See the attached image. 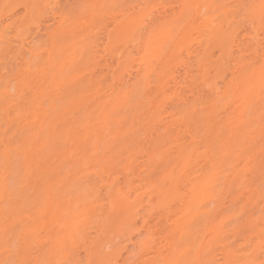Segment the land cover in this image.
Listing matches in <instances>:
<instances>
[{
  "label": "rangeland",
  "instance_id": "rangeland-1",
  "mask_svg": "<svg viewBox=\"0 0 264 264\" xmlns=\"http://www.w3.org/2000/svg\"><path fill=\"white\" fill-rule=\"evenodd\" d=\"M34 1L13 0L10 4L19 6ZM85 2L87 1L85 0ZM88 2L101 4L139 3L141 0H89ZM167 2L208 4L213 2L229 3L232 0H167ZM254 2H258V0H254ZM2 4H4V0H0V5ZM18 11L19 7L10 9L7 13L0 9V41L5 38L6 32L12 31L13 27L18 26L20 17L23 16V13L16 16L15 13ZM8 17L11 19L9 20ZM110 19L113 21L111 26L106 21L98 26V32L86 34V38L83 40L68 41L54 50L53 60L47 68L46 80L39 86L38 92L32 93V96L36 97L35 101L30 98L21 100L15 97L12 89L16 85V80L15 74L11 71L15 61L12 56L5 57L2 43H0V161L9 147H16L19 155H23L28 146L34 148L36 161L41 164L43 173L41 192L48 191L54 197V201L48 208L47 220L50 230L47 234L53 240L60 232V222L64 219V213L69 207L71 215H79L80 222L87 225L91 221L89 216L91 207L98 202L100 205H105L108 202L105 200L106 189L103 186V180L107 181L109 178L111 181L116 178L122 188L129 189L132 184L134 191L142 192L139 187L146 186V182L141 181L142 177H146L150 172V154L148 153H154L156 148L158 151L155 157L158 167L155 175L152 176L155 186L157 185L156 188L159 187L164 191L171 187L169 180L171 178L164 181L162 175L160 176L165 162L169 161L168 164L173 167H170L173 181L175 179L178 181L182 176L181 173L186 165L185 162H187L179 150L183 144L186 149L187 147L193 148V157L191 155L192 158L189 160L191 164L188 162L190 167L188 166L184 172L181 183L188 180L190 174L199 171L203 166L205 157L202 156L208 152L206 151L207 145L213 144L216 138L215 133H221L222 138L226 141L229 131L223 127L219 128L224 125L222 122L227 120L226 115L228 114L227 116L230 117L234 114L236 119H239L237 117L240 116L237 109L232 113L236 106L232 105V109L226 102H223L222 98L227 95L233 69L237 66L240 56V41L244 39L243 35L237 41L225 39L217 43L207 44L205 42L201 47L198 41H205L203 36L197 40L186 38L187 43L185 44V40L178 41L180 47L178 46L179 48L174 51L177 52V55L170 66H166V63L170 61L172 53L155 59L151 67L154 70L152 83L147 91L138 82V71L140 70L138 60L142 56L144 57V50L138 42L132 41L116 31L118 27L115 29L114 16H110ZM47 30L48 24H42L39 28L29 29L23 35L27 38V43L35 47L45 41ZM109 30H114L111 39L108 37ZM107 38L109 39L107 40ZM25 43V40H21L22 45ZM48 47L51 49V45ZM205 50L208 52L206 56L208 60H205L204 62L207 61V64L203 65L201 63L204 59L201 61L200 58L206 54ZM17 51H20L22 65L26 68L28 55H25L22 49H17ZM248 51L253 58L259 59L258 38ZM164 68L167 70L166 77L162 78L160 70ZM159 89L164 93H161ZM210 100L211 108L216 103L213 106L214 109H210L215 113L217 107L216 114L209 115L208 113ZM206 103L209 107L206 106ZM203 108H207V110L205 109L207 112ZM242 111L243 109L240 110V113ZM212 116L211 123L214 124V129H220V132L215 130L214 133L213 131L215 135L208 139L207 136L205 137L206 128L204 127L206 126L204 125L211 121ZM224 117L225 119H223ZM258 117L257 111L254 119ZM215 118L216 121L219 119V125V121L215 124ZM254 135L257 138L256 152L258 153L259 131ZM191 140L194 143L190 146ZM213 147L216 148V146ZM165 151L169 152V156L167 155L168 158L164 161L163 153ZM129 156L135 159L134 171L129 168L131 172L127 170ZM164 156L166 157V155ZM167 159L168 161H166ZM225 168L223 176H228L227 173L230 170L228 164ZM173 169L178 175L174 174ZM133 172L138 176L134 177ZM258 175L257 171V177ZM133 178L134 181L127 185V181ZM230 179L232 180V178ZM188 182L180 184L178 188L179 194L182 198L184 197V202L181 201L182 198H179L172 204L170 214L165 215L167 220H164L163 213H156L158 210L151 212L152 215L149 214L151 217L149 215V217H145L150 223L148 226H154L161 222L159 227L157 226L159 232L154 236V244L157 247L161 242L167 244L169 237L174 242L181 236L185 239L189 237L197 245L203 243L206 247L204 239L208 240L206 229L210 226L219 236H217L216 242L212 240L213 247H218L224 237L235 233V216L244 207V203H247L245 211L248 213L245 219L249 222L259 223L261 204L258 185L255 197L251 202L238 203L232 192L239 188V184L233 185V181L227 184L223 180L213 183L212 195L206 199L201 197L192 204L194 209L189 210V212L198 209L201 212L214 211L209 226L205 221L189 217L181 220L180 218L183 216L181 212L185 209L184 204L187 199L189 200L186 194L187 188L189 192L191 190ZM1 191L2 189H0ZM157 194L155 192L152 196L155 198V200L153 198V204L158 203L156 201ZM37 204L39 207V202ZM1 205L4 207V202ZM77 205H79V213H77ZM97 212L100 213L99 210ZM98 213L96 214L97 219L95 218L87 225L88 241L95 238L97 235L95 233H98V227L95 225L100 220ZM39 215L38 211H34L32 222L39 218ZM2 217L3 214L0 215V222H2ZM120 220V218L116 219V223L114 220V224L117 226L113 222L111 226L108 225L106 234L102 235V240L105 237L107 240L103 245L105 247L102 248L105 250L103 252L102 249L101 251L99 249L98 252L113 259L121 254L119 264L134 260L142 261L151 257V254H144L151 252V246L150 249H143L142 246L143 241L148 240L146 231L148 226L141 227L144 223L141 221L143 219H139V222L131 227H125ZM119 221L120 225H118ZM178 223L185 224L186 231L181 232L183 235L177 231L173 232L174 225ZM32 225L39 231L44 227V222L39 219ZM122 228L123 230H121ZM79 234L75 235V246L79 249L77 258L87 262L88 257L82 242L84 237L79 239ZM108 236L115 240L111 239L112 241H110L107 239ZM0 254H2V249H0Z\"/></svg>",
  "mask_w": 264,
  "mask_h": 264
},
{
  "label": "snow or ice",
  "instance_id": "snow-or-ice-1",
  "mask_svg": "<svg viewBox=\"0 0 264 264\" xmlns=\"http://www.w3.org/2000/svg\"><path fill=\"white\" fill-rule=\"evenodd\" d=\"M17 7L19 11L15 15L23 13V16L18 26L6 32L0 43L5 57L14 58L11 71L15 74L16 85L12 91L21 100H36L32 93L38 92L46 80L48 65L58 46L85 39L86 34L98 32V26L106 21L111 26L110 16L115 17L116 31L138 42L146 58L168 56L181 38L203 36L210 42H221L225 39L237 41L244 36L227 95L222 98L229 107L235 105L238 112L241 109L243 112L227 133L221 154L222 163L228 164L230 169L227 175L232 178L233 185L239 184L232 192L238 203L251 202L258 185L259 223L245 219L248 213L245 211L247 203H244L235 216V233L224 237L218 247L197 245L183 236L173 242L169 237V242H161L158 248L151 244V252L144 253L151 254V260L127 261L125 264H264V0L208 4H176L167 0L110 4L85 0H36L19 6L0 5L5 13ZM42 24H48L46 39L32 47L23 34ZM257 38L260 42L258 60L248 51ZM21 40L26 43L22 45ZM17 49L28 55L26 68ZM257 111L258 125L254 121ZM256 126L259 128L258 153L254 135ZM42 179V167L36 161L32 146L26 147L23 155L18 154L16 147L5 151L0 161V189L4 202L0 222V264H119L99 252L87 262L77 258L79 249L75 246V235L83 234L87 225L80 222L79 215H71L70 207L64 213L55 240L47 234L50 231L48 208L54 197L49 192H41ZM34 211L40 213L39 219L44 222L39 231L31 223Z\"/></svg>",
  "mask_w": 264,
  "mask_h": 264
},
{
  "label": "bare ground",
  "instance_id": "bare-ground-1",
  "mask_svg": "<svg viewBox=\"0 0 264 264\" xmlns=\"http://www.w3.org/2000/svg\"><path fill=\"white\" fill-rule=\"evenodd\" d=\"M12 1L13 0H4V3H9L10 4ZM86 1L88 2L89 0H86ZM34 2H36V0ZM117 27H118V25L116 24L115 29ZM113 33H114V30H109L108 31V37L110 39L112 38ZM123 37H125V36H123ZM109 38H107V40ZM182 40H185L184 44L187 43L186 38H181L179 41L181 42ZM205 42L207 44H210L211 42L212 43L213 42L217 43L216 41H211L210 42L207 39H205V41L199 40L198 41V44L201 47V46H203V44H205ZM182 44H183V42H182ZM258 45L260 46L259 39H258ZM178 46H179V43L177 42V44L174 45L173 52L171 54V59H170V61H167V63H166L167 65L166 66H170L173 63L174 58L177 55V52H174V51L180 47V46L179 47ZM74 51L76 52L75 49H74ZM206 51L207 50H205V52ZM187 52L189 53V49L187 50ZM207 54H208V52H206L205 55L204 54L202 55L203 58L202 57L200 58L201 61H202V59H204L202 61V63L199 61L203 65L207 64V61H206V63L204 62L205 60H208V58L206 57ZM154 61H155V59H153L152 57H147V58L145 57V51H144V57L142 56L138 60V64H139V68H140V70L138 71L139 72V74H138V82L140 84H142L143 87H145L147 91L149 90L150 85L152 83V81H151L152 80V72H154V70L151 67H152ZM166 71L167 70L165 68L162 69V70H160V74H161L160 76H162V78H165L166 77ZM154 83H158V82H154ZM129 88H130V86L128 87V89ZM217 90H218V88H217ZM159 91H161V93H164V91L161 90V89H159ZM215 93H216V91H215ZM5 94H7V93L5 92ZM258 99H259V97L257 96V100ZM210 103H212L211 100H210V102L208 104L210 105ZM209 105H207V103H206V106L209 107ZM215 105H216V103L213 106H215ZM213 106L211 108V105H210V107L208 108L209 109L208 110L209 111L208 112L209 115L210 114H216L217 113L216 112L217 111V107H216L215 113H213L214 111L211 112L212 110H210V109H214ZM231 108L233 109V107H231ZM205 109L207 110V108H205ZM206 110H205V112H207ZM235 110H236V107H234V110H232V113ZM194 114H195V112H194ZM238 114H240V112ZM206 115H205V117H206ZM209 115H207V116H209ZM227 115H226L227 120L225 121L226 123L225 122H222V123H224V125L223 126H220L219 128L222 129L221 127H223L227 131H230L231 127H233V122L234 121H238V119H236V117L234 118V116H233L234 114L231 116L230 113H229L230 117H228ZM209 117H211V116H209ZM237 118H239V116ZM254 118H255V116H254ZM212 119H213V116L211 118V121H209L210 118H209V120L207 119L209 122L208 123L206 122L207 124L204 125V126H206V127H204V128H206L205 129L206 130L205 131V137L207 136V138L209 139L210 136H213V135L216 134L215 135L216 138H215V140H214V142L212 144L213 146H216V148L214 149V147L212 145H207V150L206 151H208V152H205V156H202V157H205V158H203L204 159L203 166L201 167V169L199 171L190 174L189 175L190 178L188 177V180H186V181H189L188 183H189V187H191V190L189 192V190L187 188V193L186 194L188 195L187 197H189V200L188 199L186 200V198H185V200L187 202H186V204H184L185 209H184L183 212H181L183 216L181 215L182 217L180 218L181 220H185L188 217L191 218V219H194V220H197L198 219V221L202 220V222L205 221L207 223V226L210 225L209 224L210 223V218L214 214V211L207 210V211L201 212L198 209V210H195L194 212H192V211L189 212V210H193L194 209L192 207V204L196 203L198 201V199H200L201 197H203V199H206V197L211 196L212 195V192H213V189H212L213 188L212 187V184L213 183H217V182H220L222 180H223V182H227V184H230L232 182V180L230 179L231 177L226 176V175L223 176L224 175V171L226 169L225 168L226 167V163H222V159L223 158H222L221 150L224 147V144H225V141L224 140L225 139L222 138L223 135L221 133H215V130L216 129H214L215 126L213 127L214 124L212 125V123H211L212 122ZM223 119H225V117ZM223 119H221V120H223ZM205 121H206V119H205ZM214 121H216V118L214 119ZM217 121H219V119ZM217 121L215 122V124L217 123ZM254 121L258 125V118L254 119ZM219 123H220V121L218 122V125H219ZM220 129H217V130L220 132ZM213 131H214L215 134H213ZM258 131H259V128H258V126H256L255 129H254V132L256 133ZM192 141L193 140H191V142H189L190 146L192 145V143H194ZM183 146H184V144L182 146H180L181 149H179V150H180V154L182 155V157L187 162L184 161L186 165L183 168V172L181 173L182 176H180V179L178 181L176 179L174 181L172 180L173 177H172V173H171V170H170L171 164H168V162H169L168 159L166 160L168 162H165L164 168H162V170H161L162 174H160V176L162 175L164 181L167 180L168 178H171V179H169L171 181V187L169 189H167V190H165L164 187H162V189H164V191L161 190V188H159V187L156 188L157 185L155 186V181L152 180V176L155 175V173L157 171V167H158V161H156V157H155L156 154H157V151H158L157 148L154 151L152 149V151L154 153H148V154H150L149 155V164H150V167L149 168H150V172H149V174L146 177H144V178L142 177V180L140 179L141 181L146 182V186L139 187V189H141L142 192L139 193V192L134 191L135 190L134 189V185L131 184V182L134 181V178L131 179V180H129V181H127V185H130L131 184V186H130L129 189L127 187L122 188L121 185H120L121 183L118 182V179H116V178L115 179H112L111 181L109 180V178H108L107 181H104L103 180V182H104L103 183V186L106 189L105 200H108V202L105 205H103V204L100 205L99 202L97 204H95L93 207H91V209H90V215H89L90 218H91V221H93L95 218L97 219V217H98L96 215L98 213L97 211L98 210L100 211V213H98V215L100 217V220L97 221L96 224H95L96 227H98L97 228L98 233H95V234H97L96 237L95 238L93 237V239L90 240V241H88L89 239L87 240V238H88L87 237L88 236L87 235L88 228H87V230L83 234H79V236H78L79 239L82 238V237H84L83 238V241H82L83 242V248H84V250L86 252V255H87L88 259L91 256L95 255L98 252L99 249H100L99 251H101V249L105 247L103 245H104V242L107 241V240H106V237L104 238L105 240L104 239L102 240V235L103 234H106V229L109 228L108 225L111 226L112 222L114 224V220H115V223H116V219H119L120 218L121 219L120 220L121 223L124 224L125 227H129V226L131 227V225L137 224L139 222L138 221L139 219H143L141 221H144V223H143V226H141V227L142 228H145V227H147L150 224L146 220L147 218L145 219V217H147L149 214L152 215L151 212L153 213V211L158 210L156 213H158V212L163 213L164 214V220H167L166 216H168L167 214H170L169 211L171 212L170 208L172 207V204L177 199L182 198L181 194H179L180 191L178 190V188H179L180 184H183L184 182H186L184 180V182L181 183V181H182V179L184 177V174H185L184 172L188 169L189 164H191V162H189V160H190V158L193 157V155H192L193 148L192 147H187V149H186L185 146L184 147ZM164 155H166V157ZM167 155L169 156V152L168 151H165L163 153V159H164V161H165L166 158H168ZM191 155H192V157H191ZM133 158L134 157H132V156L130 157L129 156V160H128V163H127V166H128L127 167V170H130L131 169V170L134 171V169H135V167H134V165H135L134 164L135 159H133ZM170 162H171V160H170ZM188 162H189V164H188ZM125 167H126V165H125ZM125 167H124V169L126 170ZM171 168H173V167H171ZM131 170H130V172H131ZM133 174H134V177H137L138 176V174H136L134 172H133ZM174 174H175V170H174ZM140 176L141 175L139 174V177ZM100 179H103V178L100 177ZM46 192H48V191H46ZM133 192H136V194H133ZM155 192L158 193L157 194V197H156L157 198L156 201L158 203L153 204V198L154 197H152V196L154 195ZM159 198H160V200H158ZM183 198L181 200L182 202H184L183 201L184 200ZM154 200H155V198H154ZM2 203H3V195H2V191H1L0 192V215L3 214V206L1 205ZM108 205L110 206V208H109ZM37 220H39V218H37L33 222H36ZM160 220H161V218H160ZM120 221L118 222L119 223L118 225H120ZM141 221H140V223H142ZM159 223H161V222H159ZM159 223L154 224V226H148L146 228V231L148 232L147 233L148 234V237H147L148 240L146 239V240L143 241V243H142L143 249H148V248L150 249L151 244H153L155 242V237L154 236H155V234H157L159 232V229H158ZM114 225L117 226L116 224H114ZM114 225H112V226H114ZM106 226H108V227L106 228ZM121 230H123V228ZM118 231L120 232V230H118ZM175 231L180 232V233L181 232H185L186 231L185 224H182V223L175 224L174 225V228H173V232H175ZM206 232L208 234V240L204 239V242H206V247H213L212 240L213 241L215 240V242H216L219 236L217 235L216 232H214L212 230L211 226H210V228H207L206 229ZM181 235H183V234L181 233ZM109 236H108L107 239H110V241L115 240V239L109 238ZM188 239H190V238L188 237ZM150 242H153V243H150ZM93 245H95V248L94 249H93ZM146 245L148 247H146ZM90 249L92 251H89ZM104 250H103V252H104ZM99 253H101V252H99ZM118 254H119V252H118ZM104 255H106V254H104ZM120 255H117V258H115V260L119 261ZM152 258H153V256H151L149 258H146L144 260H151ZM144 260H142V261H144Z\"/></svg>",
  "mask_w": 264,
  "mask_h": 264
}]
</instances>
